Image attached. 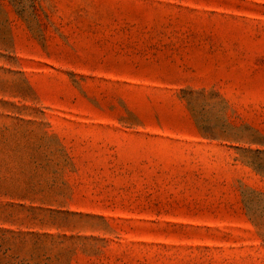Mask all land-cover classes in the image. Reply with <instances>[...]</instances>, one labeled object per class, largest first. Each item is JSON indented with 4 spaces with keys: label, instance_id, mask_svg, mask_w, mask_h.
<instances>
[{
    "label": "rangeland",
    "instance_id": "374dc122",
    "mask_svg": "<svg viewBox=\"0 0 264 264\" xmlns=\"http://www.w3.org/2000/svg\"><path fill=\"white\" fill-rule=\"evenodd\" d=\"M0 264H264V0H0Z\"/></svg>",
    "mask_w": 264,
    "mask_h": 264
}]
</instances>
